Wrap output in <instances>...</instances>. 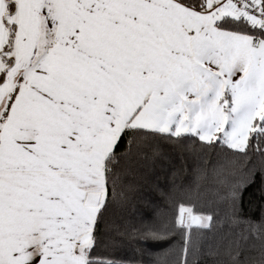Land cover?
I'll return each instance as SVG.
<instances>
[{
	"label": "snow or ice",
	"instance_id": "snow-or-ice-1",
	"mask_svg": "<svg viewBox=\"0 0 264 264\" xmlns=\"http://www.w3.org/2000/svg\"><path fill=\"white\" fill-rule=\"evenodd\" d=\"M143 255L264 264V0H0V264Z\"/></svg>",
	"mask_w": 264,
	"mask_h": 264
},
{
	"label": "trees",
	"instance_id": "trees-1",
	"mask_svg": "<svg viewBox=\"0 0 264 264\" xmlns=\"http://www.w3.org/2000/svg\"><path fill=\"white\" fill-rule=\"evenodd\" d=\"M149 179L161 186V190H167L169 187V181L172 179L174 173H178L176 179L177 183L184 186L194 187V174L192 172L193 160L191 158H183L177 155L171 150L170 147L165 146L161 155L153 158L147 162ZM135 179V177H133ZM198 206L205 212L210 213L214 210L212 204H210L206 198L196 199L193 197ZM151 199L155 207L164 208V202L161 199L159 193H152ZM155 207H148L143 203H137L133 209L134 213H143L144 215H152L155 211ZM118 257L132 256L131 248H126L123 251L117 253ZM143 261V264H150L151 257L143 255L137 257Z\"/></svg>",
	"mask_w": 264,
	"mask_h": 264
}]
</instances>
